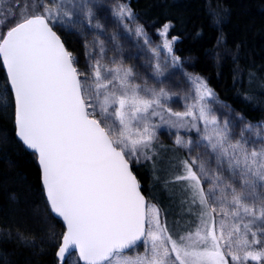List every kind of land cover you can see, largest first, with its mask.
Masks as SVG:
<instances>
[{
    "label": "snow or ice",
    "instance_id": "snow-or-ice-1",
    "mask_svg": "<svg viewBox=\"0 0 264 264\" xmlns=\"http://www.w3.org/2000/svg\"><path fill=\"white\" fill-rule=\"evenodd\" d=\"M31 7L43 11L28 15L25 5L20 22L0 38V58L14 98L16 136L37 154L50 211L66 225L57 257L64 261L76 250L84 264H230L229 257L231 264L264 261V123H242L233 139L231 121L221 123L214 113L212 104L220 103L214 91L191 75V102L185 111L165 109L162 98L169 99V93L164 88L132 83L131 68L102 63V42L101 58L89 65L91 73L85 76L74 67L76 58L53 27L72 31L79 13L93 27L91 8L73 0H52L51 5L32 0ZM113 14L121 22L133 18L124 5ZM6 22L0 19V28ZM170 27L164 24L159 34L171 57L169 67L177 69L181 59L172 54L177 38L167 39ZM135 34L149 42L142 25ZM151 51L159 55L157 49ZM154 74H165L159 63ZM156 116L162 124L198 133L201 122L199 139L184 141L178 135L175 143L189 149L193 143L203 144L216 160L215 169L206 166L210 161L185 160L181 174L164 182L165 190L170 183L181 185L191 205L198 206L194 232L176 234L162 223V209L146 202L130 168L157 155L158 125L151 122ZM237 120L243 117L237 114ZM221 170L228 172L229 180ZM152 197L157 199L155 193ZM138 242L144 251L126 255Z\"/></svg>",
    "mask_w": 264,
    "mask_h": 264
},
{
    "label": "trees",
    "instance_id": "trees-1",
    "mask_svg": "<svg viewBox=\"0 0 264 264\" xmlns=\"http://www.w3.org/2000/svg\"><path fill=\"white\" fill-rule=\"evenodd\" d=\"M126 1L147 32L171 25L168 36L177 38L174 54L187 59L220 100L249 121L264 119V0ZM53 29L76 58L78 72L85 75L81 34L59 24ZM154 147L153 160L131 166L148 203L162 209L161 222L173 224L169 229L183 235L175 227L183 217V204H191L190 197L182 202L181 196L166 193L162 186L172 180V172L181 173L187 159L171 141H158ZM153 161L163 165L165 177L155 174ZM174 185L168 187L173 190ZM63 232L62 222L48 208L36 155L15 135L13 99L0 61V264H60L56 250Z\"/></svg>",
    "mask_w": 264,
    "mask_h": 264
},
{
    "label": "rangeland",
    "instance_id": "rangeland-1",
    "mask_svg": "<svg viewBox=\"0 0 264 264\" xmlns=\"http://www.w3.org/2000/svg\"><path fill=\"white\" fill-rule=\"evenodd\" d=\"M45 2L51 5L52 0H45ZM73 2H85L92 10L91 22L93 27H89L88 18L85 17L83 13H79L75 17L79 23H77L73 29L74 31H77L79 34H81L84 42V56L81 60L84 67L85 76L90 75L91 73V68L89 65L94 63L96 59L101 58L99 42H102L104 47V52L102 55L103 64L108 67L131 68L134 74L133 77L130 78L132 83L139 84L142 87H147L149 89H155L157 91L160 88H164L165 91L169 93V99L164 100L162 98V103L164 104L165 109L170 108L173 112L185 111V105L191 102L190 84L188 82L187 75L198 76L200 78L202 77L195 74L191 70L187 59H181V66L177 69L169 67V65L172 63L171 57L167 54L166 49H163L162 45L164 37L159 34V30L163 26L154 33L147 32L143 29L149 41L147 44H145L144 38L137 37L135 34L136 26L141 24L138 22L136 15L133 12V18L131 20L125 18L123 22H121L120 19L113 14L114 10H117L121 5L130 8L126 0H73ZM31 4L32 0H0V19L7 18L6 24L0 28V38L10 26H12L14 23H17V21H20L21 12L24 10L25 5L28 6V15H35L43 11L42 8H37L35 11H33ZM13 5H16V7L13 8ZM84 11H87V9H84ZM97 24L101 25L102 28L98 29L94 27ZM129 29L131 31H129ZM172 38L173 37H170L167 34V39L172 40ZM154 48L157 49L159 55H156L151 51V49ZM86 52H89L90 55L86 56ZM172 54H174V52ZM157 63L161 65V69L165 72L163 76H156L154 74V66ZM216 98L220 103L212 104L214 113L221 123L225 119H229L231 121L229 127L232 129L233 139L238 137L242 123H251L252 125L264 123V119L259 121H249L242 115L243 121L237 120V114L239 113L235 111L229 104L220 100L217 96ZM157 110L163 112L165 119L176 121L175 117H171L170 114L163 109ZM187 119L189 122H191V118ZM151 122L154 125H158V127L155 129L156 141L154 143L158 141H171L177 145L175 141L178 135L182 137L184 141L191 140L195 142L200 138V135H202L204 131V125L201 122H198L200 129L199 133L195 129L189 130L187 126L176 128L169 124H162L161 118L159 116L151 117ZM233 125H235V127H233ZM177 146L182 148L187 160L191 161V159L196 158L198 163L200 161H210L206 166L211 169L216 168L215 157H210L209 154L206 153L203 144L201 147H196L195 143H193L191 149L182 147L180 145ZM158 163V161H153L152 164L154 165H152V168L154 169L157 176L161 177L164 175L165 177L166 171H164L163 165ZM172 170L176 169H171V171ZM221 171H223L225 180H229L230 177L228 172L224 170ZM179 174L181 173L176 171L172 172L169 176H172L173 178L175 175ZM174 186L176 188L173 190H171L168 185L166 190L165 186L162 187H164L166 193L173 192L181 196L182 202L185 201V197H190V194H185L182 191L181 185L176 184ZM204 187H207V184H204ZM155 192L159 195L160 190L158 192L155 190ZM188 205L183 204V217L179 218L180 224H177L178 226L175 227V230L183 232L184 234L187 233L188 230L194 232L197 224L199 223L198 206L191 204ZM165 223L169 228H173V224L168 222ZM190 227L191 229H189ZM259 247L260 246H257V250ZM143 251L144 248L141 242L131 251H128L126 255L134 256L137 253H142ZM228 259L231 264L230 257ZM60 264H79V261L76 254L72 253L68 256V258L65 259L63 263L61 262ZM248 264H264V261H249Z\"/></svg>",
    "mask_w": 264,
    "mask_h": 264
},
{
    "label": "water",
    "instance_id": "water-1",
    "mask_svg": "<svg viewBox=\"0 0 264 264\" xmlns=\"http://www.w3.org/2000/svg\"><path fill=\"white\" fill-rule=\"evenodd\" d=\"M20 22V21H19ZM15 25V24H14ZM13 25V26H14ZM12 26V27H13ZM12 27H10V28H12ZM9 28V29H10ZM8 29V30H9ZM53 31H55L54 29H53ZM7 32V31H6ZM5 32V33H6ZM56 32V31H55ZM4 33V34H5ZM57 33V32H56ZM58 35V34H57ZM59 36V35H58ZM60 37V36H59ZM2 38V37H1ZM61 41H62V39H61ZM63 42V41H62ZM63 44H64V42H63ZM65 46V45H64ZM66 48V47H65ZM67 50V49H66ZM68 51V50H67ZM0 61H1V65H2V68H3V71H4V73H5V76H6V79H7V85H8V88H9V90H10V92H11V89H10V85H9V82H8V77H7V70H6V68L4 67V65H3V61H2V58H0ZM75 67V66H74ZM11 95H12V99H13V105H14V98H13V94H12V92H11ZM14 112H15V106H14ZM14 127H15V116H14ZM15 135H16V128H15ZM17 137V136H16ZM17 139L20 141V139L17 137ZM21 143H22V141H20ZM23 144V143H22ZM25 148H26V146H24ZM28 151H30V152H33L34 153V151L33 150H30V149H28V148H26ZM35 154V153H34ZM36 155V160H37V164H38V158H37V154H35ZM38 167H39V165H38ZM130 168H131V170H132V172H133V174L136 176V174H135V172H134V170H133V168H132V166H131V164H130ZM39 171H40V169H39ZM137 177V176H136ZM40 180H41V178H40ZM137 180H138V182H139V184H140V181H139V179H138V177H137ZM41 184H42V182H41ZM42 188H43V185H42ZM140 190H141V185H140ZM43 192H44V196H45V199H46V193H45V190H44V188H43ZM141 194L145 197V200H146V202H148V199H147V197H146V195L142 192V190H141ZM46 202H47V199H46ZM47 205H48V203H47ZM48 208H49V210H50V207H49V205H48ZM51 212V211H50ZM52 215L55 217V218H57L58 220H60L61 222H62V224H63V226H64V232L67 230L66 229V225L64 224V222H63V219L62 218H60V217H56L53 213H52ZM64 232H63V234H64ZM63 236V235H62ZM61 242H62V237H61V240H60V243H59V245H58V248H57V250H56V253H57V251H58V249H59V247H60V244H61ZM140 242H138V244H139ZM137 244V245H138ZM72 253H75L76 254V256H77V259H78V252L76 251V250H73L70 254H72ZM70 254H68V255H66V258H68V256L70 255ZM56 257H57V255H56ZM58 258V257H57ZM65 258V259H66ZM64 259V260H65ZM58 261L61 263V262H63V261H61L60 260V258H58ZM79 264H84V262L83 261H79Z\"/></svg>",
    "mask_w": 264,
    "mask_h": 264
}]
</instances>
